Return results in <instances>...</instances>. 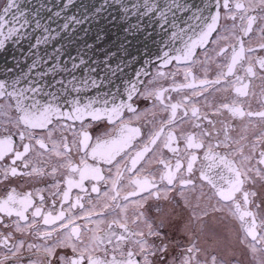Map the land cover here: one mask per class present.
<instances>
[{"label":"snow or ice","instance_id":"snow-or-ice-1","mask_svg":"<svg viewBox=\"0 0 264 264\" xmlns=\"http://www.w3.org/2000/svg\"><path fill=\"white\" fill-rule=\"evenodd\" d=\"M181 11H186V7L181 5H175ZM259 6L261 11L264 12V0H216V7L223 8L225 13L223 17L219 12L210 15L205 18V27L201 30L198 37L190 42H185L184 47L179 49L180 55L174 57L177 60H193L195 55V49L197 47H203L208 42V37L213 32H219L218 21L220 19H231L233 24L231 28L225 26L224 31L228 33L227 36L220 35L212 43L219 46V41H225L226 46L219 47L216 51L217 57H223L224 63L217 64L218 72L216 78L213 80H201L200 88L197 90L194 83L184 85L193 89L192 96L202 95L203 92H207L209 87L213 88V91H226L229 87L235 89L238 96L248 95V84L242 83L247 77H256L257 72L254 71L256 65H259V70L264 73V58L253 59L247 53H251L254 49L250 46H245V41L242 37L249 36V33L253 32L254 25L259 22L258 31L260 33L261 43L259 47L264 49V15L254 16L250 13ZM170 7L159 8L157 15L164 23H167V11H170ZM237 18L240 20V24L237 25L235 21ZM3 26V21L0 20V27ZM177 34L174 32L172 38L175 39ZM231 40L232 43L228 44L227 41ZM169 54H164L165 62H168ZM247 63V67H245ZM242 70L244 77L235 75L236 71ZM191 73L186 74L190 75ZM235 76L234 80L229 78ZM260 79L264 81V75H260ZM164 89L147 93L148 97H155L159 101L161 111L167 113V119H161L159 121L158 128H155L148 136V139L144 142L143 146L132 154V149L135 147L133 141L137 136H140L139 128H129L126 123L120 122V126L115 133V139L106 141L104 144L97 143L96 145H90L88 143L90 137L87 131L81 130L79 132H73V138L71 141L62 139L61 145L57 146L53 144L51 151H55V154L59 157L64 158L65 163L60 164L61 168H67L70 170V174H79V179L74 180L70 177L66 180L69 188L80 187L83 190V182L85 180L111 183L112 188L109 192L104 193L106 198L116 199V196L111 195L112 192H116L118 181L124 175L125 172H133L134 178H129L130 185H136L131 192H128L124 199L128 200L129 196H137L141 192H146L147 196L143 199L150 197H157L158 199L169 200L168 193L173 189H177L185 203L190 205L191 201L185 195L186 192H195L197 190V181L200 182L199 188L201 196L197 197L198 201L206 195L203 192L205 186H209L208 205L204 208H200V204L197 203L196 207L200 208V214L194 211V217L196 221L200 222L201 228L204 226L202 216L209 214L208 209L211 211H223L224 208L228 209L230 215L238 219L241 222V230L245 233V239L251 237V244L249 251L255 257L257 253H264V234L258 235V231L264 229V219L259 221V228L257 225L258 215L256 212L249 210V205L253 204L252 198L258 196V192L249 191L245 187L248 184L255 186L257 183L260 184L261 188L264 189V150H260L258 158L256 155L258 145H264V133L258 138L257 143H253L249 148L248 152L245 153L244 145L241 143L243 136L240 140H233L229 135L230 125L223 124L221 128H216V122L208 118L207 113H201L200 110L195 106L191 96L185 97L187 104L184 101L179 103H165L164 100ZM261 97L264 98V89L261 91ZM129 99H131V93H129ZM7 101V104L4 101ZM26 100L23 94L8 93L3 90L0 86V112H3L5 108L11 110L13 107L18 113L14 127L18 129V135L20 140L23 142L25 139H35L36 129H48L53 124V117H64L67 116L69 119L76 120L82 119L87 113L92 117L93 120L101 118L100 109H92L91 104L84 105L81 108L79 105L74 106L70 113H63L58 107L48 105L40 106L33 102L32 104L26 105ZM14 102V104H13ZM240 102L238 100H232V102L224 103L216 109V114L221 112V109H226L232 117L258 115L264 119V111L252 113L251 111L245 113L241 107L238 106ZM127 107L129 111H133L131 105H117L111 109H105L104 114L108 115L109 119L116 117L120 110ZM183 107V115H179L178 109ZM189 111L191 115L189 116ZM207 120L208 125L203 126L197 121ZM58 122V121H57ZM185 122L191 124L194 131L184 132L181 130L179 134H175L178 128ZM64 130H71L70 125H62ZM83 128V126H82ZM213 133H216L213 135ZM223 134V139H220V134ZM13 133H9L0 139V160L4 159L5 155L9 152H14L13 165L16 161H21L24 167L29 166L25 153L30 151L33 147L28 143H22L23 151L14 149L12 143ZM48 138L51 139V132L48 133ZM184 142V147H179V142ZM35 143L39 145L40 149H45L46 144L42 139H35ZM174 144L176 146H174ZM90 149V151H89ZM163 149H167L173 154L172 159L175 160L173 165L170 160L163 158ZM203 150V156L200 157L196 154L195 150ZM72 151L77 153L83 151V156L80 158L79 166L73 164L70 159ZM151 155V159L148 155ZM88 157H91L93 163H88ZM147 163H158L163 164L164 169L159 174V181L164 184L162 189L157 188L156 181L151 179L154 173L145 175L143 179L140 178L141 173L145 171L143 167L137 168V165L141 161ZM182 161L186 163V167L182 164ZM255 161V163H253ZM101 165L113 166L116 169L115 177L111 180L106 179L102 175ZM58 169L52 168V173H55ZM111 173V168L108 169ZM199 172L197 177L196 173ZM0 174H3L5 178L8 175L16 176L17 167L0 166ZM43 169L33 167L31 172H25L26 176H41L45 175ZM178 181L177 183H175ZM171 186V187H169ZM59 187V185H55ZM92 192H99V188L96 184L92 185ZM65 199L68 197V192L63 193ZM215 199L216 204H211L210 201ZM40 200L43 201L44 197L41 196ZM79 201V197L77 198ZM264 204V200L261 201ZM261 204H256V208L259 209ZM216 205H220L217 207ZM31 194L25 193L20 195L13 189L7 193V198L0 200V213H4L8 217L15 215L18 217L17 220L12 221L17 232H26L34 227L33 224L21 225L20 221L27 220L28 217L25 213L30 207H32ZM72 208L76 207V204L71 205ZM41 208L35 207L32 212L33 217L41 216ZM91 215V213H89ZM64 217L63 211L56 217V219H62ZM246 218H250L246 219ZM139 219V217H138ZM44 223H49V216H44ZM71 223V220H69ZM113 223L118 224V227L123 230L122 233L118 234L112 230V225H109V230L103 234L102 237L93 235L90 238L88 248L91 249L92 253L100 252L104 253V258L101 259L94 254L88 256V264H153V257L157 253H163L164 248L160 245L150 242L147 236H153L160 238V228L164 226L165 220L161 219L159 223L154 227L152 224H148V232L145 234L143 231H133L128 227L126 223H120L114 221ZM11 226V225H8ZM61 227H66L61 224ZM55 231V229H53ZM35 235H42L45 240L51 238V232L45 233H34ZM0 235H3L0 233ZM77 236L79 239V230L72 228L71 232L66 235L65 239L58 240L55 244L49 246L48 244H27V252L30 254L28 264H80L79 259H73L72 255L65 253L60 255L56 252L57 248H70L73 254L83 256L86 249H80L78 245L72 240V236ZM11 238L9 234L8 238L2 242L5 247H8V239ZM115 241V243H113ZM111 245V251L119 255L117 259L116 255H113L112 259H108V248H103L102 245ZM127 245V248L125 247ZM259 246V247H258ZM25 249V241H19L13 244L9 248L11 256H5L0 258V264H6L11 259L15 260L16 264H19V260L22 258V252ZM34 250V251H33ZM188 253H196L197 247H191L187 249ZM55 254V259H50ZM32 256H37V259H32ZM141 256L142 260L137 261L134 257ZM181 264H197L192 255L188 258L182 259ZM210 264H217V257L212 256ZM258 264H264V259L258 261Z\"/></svg>","mask_w":264,"mask_h":264},{"label":"flooded vegetation","instance_id":"flooded-vegetation-1","mask_svg":"<svg viewBox=\"0 0 264 264\" xmlns=\"http://www.w3.org/2000/svg\"><path fill=\"white\" fill-rule=\"evenodd\" d=\"M2 0H0L1 3ZM225 10L221 7L220 14L223 17ZM254 16L264 15L260 7L257 6L254 11L250 13ZM237 25L241 22L237 18L235 21ZM233 21L229 19H220L218 28L219 32H214L211 35L209 41L201 48L195 51L194 61L189 60L184 63L171 62L166 66H157L152 64L144 82L135 94L132 101L134 106L133 111H123L122 114L117 119L106 120V119H96L82 118L72 120L69 118H61L53 120V124L49 126L48 129H36L35 139L44 140L46 147L45 149H40L39 145L35 143V139L27 140L23 142L20 140L18 129L14 127L16 120V113H14L13 108L8 110L5 108L3 112H0V139H3L9 131L13 133L12 143L16 150L23 151L22 143H28L33 147L30 148L28 153H25L23 159H27L29 166L24 167L21 161H16L13 165L14 152H9L5 155L4 159L0 160V166L17 167V175H8L7 178L0 174V200L7 198V193L11 192L13 189L16 193L23 195L25 193L31 194L32 207L28 209L25 215L28 217L27 220L20 221L21 225L33 224V229L26 232H17L12 221L17 220L18 217L13 215L8 217L4 213H0V258L5 256H11L9 248L19 241H25V249L22 252V258L19 260V264H28V259L30 254L27 252V244H48L49 246L55 244L58 240L65 239L66 235L71 232L72 228H77L79 230V239L77 236H72V240L78 245L80 249H88L84 251L83 256H78L72 253L70 248H57L56 252L60 255L65 253L72 255L73 259H79L80 264H88V256L94 254L95 256L103 259L104 253L100 252L92 253L91 249L88 248L90 243V238L95 234L102 237L105 232L109 230V225H112V230L116 231L118 234L122 233L123 230L118 227V224L113 223L118 221L120 223H126L130 229L133 231H143L145 234L148 232V224H152L154 227L159 223L161 219L165 220L164 226L159 230L161 232V237L147 236L150 242H154L164 248L163 253H157L153 257V264H181L182 259L188 258L192 255L197 264H210L211 258H207L209 253L202 254L200 258L199 252L202 246L205 245L206 239L214 236L218 241L214 248H224L227 252L226 257H221L219 254L217 257V264H258V261L264 259V253H257L254 257L249 251V246L251 244V237L245 239V233L241 230V222L229 214L228 209L224 208L223 211L219 212L223 222L221 224L214 223L213 221L208 222L207 216H202L204 222L203 228L200 226V222L195 220L194 211L197 214L200 208H197V203L200 207H206L209 203L208 196L211 195L209 192V186L203 188L204 195L199 201L197 197L201 196V191L199 188L200 182L197 181V190L195 192H186L185 195L191 201L188 205L185 200L181 198L179 191L173 189L168 193L170 197L169 200L158 199L153 196L148 199H143L147 196L146 192H141L137 196H129L128 200L124 199V196L131 192L136 185H130L129 178H134L133 172H125L121 179L118 181L116 192H112L111 195L116 196V199L106 198L104 193L109 192L112 188L111 183L97 182L85 180L83 182V190L80 187L69 188L66 180L70 177L74 180L79 179V174H70V170L67 168H61L60 164L65 163L64 158L59 157L55 154V151H51L53 144L59 146L61 145L62 139L71 141L73 138V132H79L81 130L87 131L90 139L88 143L90 145H96L97 143L104 144L106 141L112 140V135L114 131L120 126V122L127 124L129 128H139L140 136H137L133 141L135 147L132 149V154H135L136 150H139L144 142L148 139L149 134L159 126V121L161 119H167V113L161 111L159 101L155 97H148L147 93L155 92L164 89V100L165 103L169 101L171 103H179L184 101L187 104L185 97L191 96L193 103L200 110L201 113H207L208 118L216 122V128H221L223 124L230 125L229 135L233 140H240L241 136L245 139L241 141L244 145L245 153L248 152L249 148L253 143L258 142V138L264 133V119L258 115H244L232 117L231 114L226 109H221L219 114H216V109L224 104L231 103L232 100H238V104L241 109L247 113L251 111L252 113H257L264 111V98L261 97V91L264 89V81L260 79V75H264L259 70V65H256L254 71L257 72L256 77H247L242 83L248 84V95L238 96L235 89L229 87L226 91H213L212 87H209L207 92H203L202 95L192 96L193 89L184 87V85L194 83L197 90L200 88L201 80H213L216 78L218 72L217 64L224 63L223 57H217L216 51L219 47L226 46L225 41L220 40L219 46L212 43L216 40L218 36L225 35L228 33L224 31L225 26L231 28ZM259 22L254 25V31L249 33V36L242 37L245 41V46L252 47L253 52L247 53L253 59L264 58V49L259 47L262 42L260 39V33L258 31ZM231 44L232 41H227ZM247 67V63L244 65ZM191 73L187 75V73ZM235 75L244 77V72L242 70L236 71ZM234 80L235 76L229 78ZM7 104V101H4ZM179 115H183V107L178 110ZM191 112L189 111V116ZM58 121V122H57ZM201 123L202 127L208 125L207 120L197 121ZM62 125H70L71 130H64ZM83 126V128H82ZM101 128V129H100ZM183 130L184 132H192L194 129L191 124L185 122L181 125V128L176 130L175 134ZM51 132V139L48 138V133ZM216 133H213L215 135ZM220 139H223V134H220ZM174 146H176L174 144ZM179 147H184V142H179ZM260 150H264V145H258L256 155L258 158V153ZM90 151V149H89ZM196 154L200 157L203 156V150H195ZM83 151L77 153L72 151L70 159L73 164L79 166L80 158L83 156ZM151 159L150 154H146ZM173 154L167 149H163V158L168 159L174 165L175 160L172 159ZM88 163H93L91 157H88ZM255 163V161H253ZM182 164L186 167V163L182 161ZM36 167L43 169L45 175L41 176H26L25 172H31L32 168ZM56 167L58 170L52 173V168ZM103 171L102 175L106 179L111 180L115 177L116 169L113 166L101 165ZM143 167L145 171L141 173L140 178L143 179L145 175L149 173H154L151 179L156 181L157 188L162 189L164 184L159 181V174L161 170H165L163 164L158 163H147L146 161H141L137 165V168ZM264 167V166H262ZM111 168V173L108 169ZM166 171V170H165ZM197 177L199 172L196 173ZM178 185V181H176ZM96 184L99 188V192H92V185ZM59 185V187H55ZM171 187V186H169ZM249 191L258 192V196L252 198L254 203L249 205V210L256 212L258 215L257 225L259 228V221L264 219V204L261 201L264 200V189L261 188L260 184L257 183L255 186L248 184L245 186ZM67 191L68 197L64 198L63 193ZM43 196L44 200L41 201L40 197ZM79 197V201L77 198ZM211 204H216L215 199L210 201ZM76 204L75 208L71 205ZM256 204H261L259 209L256 208ZM220 207V205H216ZM35 207L41 208V216L33 217L32 212ZM63 211L64 217L62 219H56V217ZM211 211V209H210ZM159 212L162 214L160 215ZM91 213V215H89ZM49 216V223H44V216ZM139 217V219H138ZM211 217V216H209ZM249 219L250 218H246ZM71 220V223H69ZM61 224L66 227H61ZM11 225V226H8ZM55 229V231H53ZM51 232V238L45 240L42 235H35L34 233H45ZM11 234V238L8 239V247H5L2 242L4 239L8 238ZM209 234V235H208ZM217 235H222L216 236ZM258 235L264 234V229H261L257 233ZM243 240L245 246L237 245V240ZM115 243V241L113 242ZM226 246L223 247L222 245ZM197 247L198 251L196 253H188L187 249L191 247ZM103 248H108V259H112L113 255H116L119 259L117 253L111 251V245L104 244L101 246ZM127 248V245L125 246ZM246 247L244 254L247 255L249 259L246 263H232L230 258H237L238 255L242 253V249ZM259 247V246H258ZM228 249V250H227ZM236 250L238 253H236ZM34 251V250H33ZM233 254V255H232ZM32 259H37V256H32ZM55 254L50 257V259H55ZM137 261L142 260L141 256H135ZM240 261V260H239ZM6 264H16L15 260L9 259Z\"/></svg>","mask_w":264,"mask_h":264},{"label":"water","instance_id":"water-1","mask_svg":"<svg viewBox=\"0 0 264 264\" xmlns=\"http://www.w3.org/2000/svg\"><path fill=\"white\" fill-rule=\"evenodd\" d=\"M162 7L171 8L167 23L157 15ZM217 12L216 0H5L0 86L23 94L26 105L70 113L91 104L109 118L103 110L129 105L127 97L150 63H167L165 53L168 61L177 60L178 50ZM87 75L93 80L74 85L76 76ZM125 88L131 91L126 94Z\"/></svg>","mask_w":264,"mask_h":264},{"label":"rangeland","instance_id":"rangeland-1","mask_svg":"<svg viewBox=\"0 0 264 264\" xmlns=\"http://www.w3.org/2000/svg\"><path fill=\"white\" fill-rule=\"evenodd\" d=\"M101 129V128H100ZM201 208V207H200ZM204 208V207H203ZM208 212L209 214L207 215V221L205 222V224H208L209 220L210 221H213L214 223H217V224H221V222H223V219L221 218V215L219 212H213V211H210V209H208ZM200 213V209H199V212ZM160 215H162L160 212H159ZM211 216V217H209ZM209 235V234H208ZM216 236H220L222 237V235H217ZM218 241L216 240V238L214 236H211L209 237L208 239H206L205 241V245H207L208 247H204L202 246L201 249H200V252H199V255H200V258H202V254H205V253H209V255L207 256V258H211L212 256H216L217 254H219L221 257H226L227 255V252L224 251V248H214V245L217 243ZM237 245L239 246H245L243 240L239 241V239L237 240ZM222 245V244H221ZM223 247H226L224 245H222ZM228 250V249H227ZM246 250V247L244 249H242V253L240 254V256L238 255V259L237 258H230V261L232 263H246L249 261V259H247V255L244 254V251ZM236 251V250H234ZM238 252L236 251V253L234 254H237ZM206 255V254H205ZM233 255V254H232ZM240 260V261H239Z\"/></svg>","mask_w":264,"mask_h":264},{"label":"bare ground","instance_id":"bare-ground-1","mask_svg":"<svg viewBox=\"0 0 264 264\" xmlns=\"http://www.w3.org/2000/svg\"><path fill=\"white\" fill-rule=\"evenodd\" d=\"M90 72L92 73V67H91V69H90ZM75 78H76V80L74 81V85H78L79 83H81V85H85L86 82L93 80L92 78H90L89 75L85 76L83 79H82L81 76H76ZM72 85H73V82H72ZM76 91H77V90H76ZM130 91H131L130 89L125 88V93H126V94H128ZM82 96H83V95H82ZM82 96H81V97H82Z\"/></svg>","mask_w":264,"mask_h":264}]
</instances>
